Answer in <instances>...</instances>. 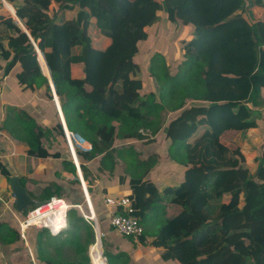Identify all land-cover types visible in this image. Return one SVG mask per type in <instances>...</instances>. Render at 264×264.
<instances>
[{
    "label": "trees",
    "instance_id": "16d2710c",
    "mask_svg": "<svg viewBox=\"0 0 264 264\" xmlns=\"http://www.w3.org/2000/svg\"><path fill=\"white\" fill-rule=\"evenodd\" d=\"M6 2L45 59L42 62H46L51 73L68 130L93 146L89 152L77 151L86 181L88 162L96 161L101 172L112 173L117 164L116 156L126 154L134 158L133 148L116 147L119 139L137 138L140 130H144L152 136L165 132L166 138L171 140L170 157L186 170L179 186L165 190L166 194L174 195L168 207L160 203L158 186L144 179L146 172L156 164L153 160L148 171L141 169L140 175H135L129 168L119 178L121 190L129 188L137 198L135 216L140 218L141 224L144 226L143 220L149 211L152 219L159 220L158 231L150 244L163 249L161 260L180 264H264V154L258 159L254 172L246 163V156L251 153L227 146L221 140V133L230 128V120H236L233 126L237 129L257 126L256 112L245 122V103L251 92L258 96L264 91V67L235 79L217 76L207 80L199 63L200 55L194 49L184 55L186 60L178 74L172 76L165 58L156 54L150 72L167 91L158 102L155 93H141L145 88L144 74L134 62L140 52L139 43L147 29L158 23L159 12L165 13L166 22L215 31L241 10L243 0ZM258 25L254 35L258 43H262L264 27ZM103 38L112 41L106 49L92 45L94 39ZM4 41L12 52L5 74L20 65L19 83L31 90L42 89L46 97L53 100L52 88L35 46L0 1L2 54L6 53ZM76 64L84 65L82 79L72 76V67ZM187 101L191 106L186 109ZM167 109L185 110L170 120L164 131L161 114ZM35 126L31 122L25 124L23 140L28 143V155L40 159L58 158L41 142L53 129L38 127L36 132ZM56 131L65 137L61 123ZM64 163L67 169L70 163ZM131 163L137 164L136 161ZM0 166L10 179L9 170ZM226 195L230 196L228 203L224 202ZM50 197V193L46 194L41 202ZM93 202L97 208L98 200ZM161 210L166 212L162 215ZM68 222L69 227L55 237L46 229L40 230L37 242L41 243L47 234L51 240L46 242L53 247V253L45 249V262L64 264L72 259L71 264H91L89 248L96 243L91 223L81 219L73 222L71 218ZM150 235L151 232L145 230L137 240H129L146 245ZM116 259L118 262L111 263L108 258L109 264L130 262L126 253L117 254Z\"/></svg>",
    "mask_w": 264,
    "mask_h": 264
},
{
    "label": "crops",
    "instance_id": "0c3cea01",
    "mask_svg": "<svg viewBox=\"0 0 264 264\" xmlns=\"http://www.w3.org/2000/svg\"><path fill=\"white\" fill-rule=\"evenodd\" d=\"M9 14L12 15L10 12ZM17 23L21 22L18 20ZM258 24L264 27V0H243L241 10L234 14L229 22L221 24L215 31H203L191 26H184L181 23L164 22L166 28L169 29L173 25L175 30H180L179 34L185 44L196 40V50L200 55L199 63L205 70L207 80L217 76L235 79L241 74L255 72L254 66L260 67L256 71L264 67V42L258 43L254 35L259 29ZM97 40L100 47L97 43L95 47L100 50L106 49L112 42L104 38ZM4 48L5 54L0 51V165H4L9 170L10 177H20L22 185L32 199L41 202L46 194L50 193L52 197L59 193L60 196L58 197L64 198L72 205L81 206L82 211L76 209L71 213L73 222L78 219L84 220L83 215H95L101 231L106 234L105 239L113 240L116 231L111 228V209L105 206L104 199L106 197L118 198L133 193L129 188L121 190L120 176L125 175V171L129 168L133 174L140 175L141 165L139 167V164L146 163L151 159L156 164L148 173L146 172L144 179L150 180L158 186L161 205L168 207L171 204L174 195L166 194L165 190L179 186L183 181L186 169L170 157L172 142L166 138L165 132H161L157 136H152L147 132L148 137H144L142 135L146 132L140 130L137 138L119 139L116 147L119 149L133 148L134 158L128 157L126 154L123 157L116 156L117 164L112 173L101 172L100 164L96 161L88 162L86 163L88 170L86 181L80 167L77 151L89 152L93 146L78 134L68 130L59 98L55 93L52 79L47 76L43 59L39 57L43 73L49 79L52 88L53 100H49L42 89L31 90L26 86H21L18 82V75L22 71L20 65H16L9 74H5L7 64L12 58V52L9 51L7 41ZM7 51L10 52V55ZM72 76L75 79L84 78V65H74ZM145 87H147V82ZM87 89L91 90V87L87 86ZM149 92L155 93L158 102H160L158 91H148L144 88L141 93ZM249 96L248 101L252 97L254 98V92H251ZM259 99H257L258 102ZM221 103H226V101H221ZM255 112L258 117L256 127L237 129L239 131L233 140L227 139L226 134H232L234 131L225 132L221 134V140L227 146L233 145L241 148L247 154L251 153V155L246 156V159L257 162L264 154V107L254 110L253 115ZM164 113H168L167 119H164ZM21 116L22 119H20ZM161 116L163 130L170 120L177 117L175 112H170L168 109L162 112ZM27 122L36 125V132L38 127L53 129L52 134L42 138L41 142L50 154H57L58 158L40 159L28 155L29 146L23 140L26 137L25 124ZM60 123L63 125L65 137L56 131ZM66 131L71 134V143L74 148L70 147L71 143L66 139ZM19 132H21V139L17 135ZM226 140L228 141L225 142ZM133 161H136L137 164L131 163ZM64 162L70 163L67 169ZM75 167L76 171H74ZM80 177L83 178L88 195ZM87 196L90 198L91 206L87 203ZM96 199L99 205L97 208L93 202ZM229 200L230 196L226 195L224 202L228 203ZM164 212L166 211L161 210L162 215ZM149 213L150 211L145 214L146 220H143L145 230L151 232V235L147 237V244L133 243L117 232L116 235L119 239L116 238L118 246L116 253L128 254L130 257L129 264H180L178 262H163L160 257L163 249L155 248L150 244L155 238L153 237L155 233L152 232L155 229H152L159 223V220L152 219L151 213ZM167 214L169 215V210ZM23 218V214L17 210L16 200L10 189L9 178L2 173L0 166V264H48L45 262L44 251L48 248V251L53 253V247L48 246L46 236H43L41 247L36 248V245H39L36 238L39 239L40 235V230L36 228L33 230L31 228L26 232L27 241H24L19 234V221ZM12 233H14V237ZM19 239L24 243L21 249L16 247ZM10 241L13 242L7 243ZM23 250H29L33 254L34 257L31 262L20 255ZM71 260L70 263L64 264H71Z\"/></svg>",
    "mask_w": 264,
    "mask_h": 264
},
{
    "label": "rangeland",
    "instance_id": "374dc122",
    "mask_svg": "<svg viewBox=\"0 0 264 264\" xmlns=\"http://www.w3.org/2000/svg\"><path fill=\"white\" fill-rule=\"evenodd\" d=\"M19 4H21V3H19ZM165 18H166L165 13L162 11L159 12V21H158L159 24L157 23L154 27L147 29L145 38L143 40H141V42L139 43L140 52L134 58V62L139 64L141 66V68L143 69L144 80H145V83L147 82V87H145V89L148 91H158V94L160 97V102H161V99H164L161 96L162 93L164 92L166 94L167 91H164V89L161 88V86L157 87L154 84V81H153L154 77H152V74H151L150 69H149V66L151 65L153 57L156 54H159L158 57H160L162 59L165 58L166 62L168 63V66H169L170 75L175 76L178 74L179 69L182 67L183 62L186 60L184 55H186V53L196 49L195 43H197L196 40L189 41V42H187V44L182 42V38L179 34L180 30H178V29L175 30V27L173 25L170 26L169 29L164 26ZM168 23H169V20H168ZM174 33H175V35H174ZM5 42L6 41H4L3 44H5ZM97 42H98V40L94 39L92 41V45L96 46ZM97 44L100 47V43H97ZM183 48H184V50H183ZM7 52H9V51H7ZM258 67L259 66H254L253 70L256 72V69ZM21 86H23V85H21ZM260 92H261V94H258V96L254 94V98L252 97V99L247 102V106H245L247 108L246 113H245V122L249 121V118L253 116L252 112L254 110H259V109L264 107V99H263L264 94H263V91H260ZM257 99H259V102ZM164 101H166V100H164ZM187 103L188 104L186 105V109H187V107L191 106L190 101H187ZM184 110L185 109H183L181 111L183 112ZM181 111H176V112L170 111V112H175V115L178 117V115H180V113H182ZM163 117H164V119H167L168 113H164ZM202 122L205 123V120H202ZM235 122H236V120H230L229 124H228V126L230 128L224 130L221 133V134H223V133L228 132V131H234L232 134H226V138L229 140H233L236 137L237 132L239 131V130H237V128L235 126H233V124ZM146 134H148V133L146 132L142 136L148 137ZM17 135L21 139V132L17 133ZM227 141L228 140H226L225 142H227ZM260 159H262V158H260ZM149 161H151V159H149L147 163L143 164L144 167L142 165L141 169L147 170L150 166ZM246 163H248V165L254 170V172H255V170H257L258 162H255L254 160L250 161L248 159V160H246ZM55 195L60 196L59 193H56ZM31 209H32V207L29 208L27 211H30ZM72 212L73 211H71L69 213V219L71 218ZM159 225H160V223H157L154 226V228L152 229V230H154V229L155 230L152 232L156 233L158 231ZM33 229L34 228H32L31 230H33ZM116 234H117V232H114L113 240H110L109 238H107V239L104 238L102 240V243H103L102 244V250L105 251V253L108 256L109 261L111 263L118 262V260L116 259V256H117L116 248L118 247L116 243H117V239H119V238ZM46 240H49V237L47 234H46ZM16 244H17L16 247H18L19 249H21L24 246V243H22V241L20 239L18 240V243H16ZM104 246H106V247H104ZM40 247H41V243L39 242V245H36V248L38 249ZM249 251H250V249H249ZM20 255L23 256V258L25 260H28L29 262H31V260L34 257L33 254L29 252V250H23L20 253ZM154 262H156V261L154 260Z\"/></svg>",
    "mask_w": 264,
    "mask_h": 264
},
{
    "label": "built area",
    "instance_id": "2783aa9c",
    "mask_svg": "<svg viewBox=\"0 0 264 264\" xmlns=\"http://www.w3.org/2000/svg\"><path fill=\"white\" fill-rule=\"evenodd\" d=\"M37 53L40 57L41 54L38 51ZM66 138L69 140V143H71V138L67 131ZM71 146L72 143L70 144V147ZM80 178L87 194V189L85 187L83 178ZM87 203L91 206L89 196H87ZM104 203L107 208L111 209L110 224L113 230H115L125 238H132L134 240H137V238L144 233L145 228L141 224L140 218L135 216V213L137 211L135 207V205L137 204V198L134 193L126 194L118 198L106 197L104 199ZM71 209H78L82 211L80 205H72L64 198L58 196H52L45 202H36V205L33 206L30 211H27L25 217L21 221H19L20 237L24 241H27L26 232L31 228H36L39 230L46 229L53 236L59 235L62 230L69 227L68 221ZM83 218L84 220L91 223L95 231V245L100 242L102 247V240L106 237V234L101 231L99 222L95 218V215H83ZM102 251L103 255H105L106 263L108 264V258L104 253V250ZM89 256L91 259V264H93L91 248L89 249Z\"/></svg>",
    "mask_w": 264,
    "mask_h": 264
},
{
    "label": "water",
    "instance_id": "95a60500",
    "mask_svg": "<svg viewBox=\"0 0 264 264\" xmlns=\"http://www.w3.org/2000/svg\"><path fill=\"white\" fill-rule=\"evenodd\" d=\"M1 1L4 4V6L7 8V10L12 14L11 16L14 18V20H16V23H17L18 20H19V22H21L20 19L16 16L14 11L12 10V8L10 7V5L6 2V0H1ZM17 24L28 35V37L30 38L32 44L35 46L36 50L38 51L39 48L35 44L34 40L32 39L30 33L28 32V30L26 29L24 24L22 22L21 23H17ZM40 57H42V59L45 60L43 55H40ZM44 68L47 71V76L51 78V73H50V71L48 70V68L46 66V62L44 64ZM153 81H154V84L157 87L160 86L158 80L155 77L153 78ZM9 185H10V189H11L12 195L14 196V198L16 200L17 210L20 213L24 214V213L27 212V210L29 208H31V207L36 205V201L31 198V196L28 194L26 188L22 185V183L20 181V177H18V176L10 177Z\"/></svg>",
    "mask_w": 264,
    "mask_h": 264
},
{
    "label": "bare ground",
    "instance_id": "6f19581e",
    "mask_svg": "<svg viewBox=\"0 0 264 264\" xmlns=\"http://www.w3.org/2000/svg\"><path fill=\"white\" fill-rule=\"evenodd\" d=\"M38 52L42 55V53L39 49H38ZM57 233H59V232H57ZM91 251H92V257H93V264H107L106 260H105V255H103V251H102V247H101L100 242L97 245H93L91 247Z\"/></svg>",
    "mask_w": 264,
    "mask_h": 264
}]
</instances>
